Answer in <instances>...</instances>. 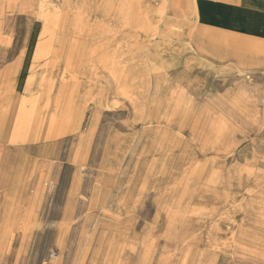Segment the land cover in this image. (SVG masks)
<instances>
[{
    "label": "rangeland",
    "instance_id": "1",
    "mask_svg": "<svg viewBox=\"0 0 264 264\" xmlns=\"http://www.w3.org/2000/svg\"><path fill=\"white\" fill-rule=\"evenodd\" d=\"M195 5L0 0V264H264V55Z\"/></svg>",
    "mask_w": 264,
    "mask_h": 264
},
{
    "label": "crops",
    "instance_id": "2",
    "mask_svg": "<svg viewBox=\"0 0 264 264\" xmlns=\"http://www.w3.org/2000/svg\"><path fill=\"white\" fill-rule=\"evenodd\" d=\"M195 9L197 38L200 41L199 43L205 42L208 44L206 46L212 49L215 59H223L225 56L240 59V54L238 53H221L222 47L229 50H237L239 48L246 51L251 48L253 53L264 55V0H196ZM2 16L0 9V20ZM44 39H47L46 35ZM44 39L42 41H45ZM44 53L45 50L38 48L35 65L38 62V58L45 55ZM22 66L23 57L10 70L0 75V94H3L6 83L9 82L6 90L10 88V83L16 76L19 77V80L22 79L20 77ZM1 81L3 82L1 83ZM38 81V72L36 69H32V75L27 82L35 85ZM23 124L25 123L23 122ZM38 171L37 173L26 170L25 174L20 178H13L9 184L11 191L19 190L21 183L27 179L34 183L37 174L43 170Z\"/></svg>",
    "mask_w": 264,
    "mask_h": 264
},
{
    "label": "bare ground",
    "instance_id": "3",
    "mask_svg": "<svg viewBox=\"0 0 264 264\" xmlns=\"http://www.w3.org/2000/svg\"><path fill=\"white\" fill-rule=\"evenodd\" d=\"M199 42L200 41H198V43ZM199 44H201V43H199ZM66 72L69 73L70 71L66 70ZM19 170L20 171L15 174L14 179L20 178L26 172L25 167H22ZM82 171L85 172L84 169H82ZM88 171H90L89 174H91V170H88ZM50 177H51L50 170H44V171H41L39 174H37L36 179H35V181L33 183L34 184L33 189H34L36 198H38V199H43L44 198V195H43V191H44V187H45L44 184L50 179ZM17 191L18 190L11 191V193L9 195L10 197H8L7 202L12 198V195H14V193H16ZM1 225H4V224H1ZM2 228H3L2 234L0 235V257L3 255L4 248L6 246L5 244L7 243L6 240H7L8 236H9V234H8V230L9 229H6V227H4V226ZM61 253H63V251H61Z\"/></svg>",
    "mask_w": 264,
    "mask_h": 264
}]
</instances>
